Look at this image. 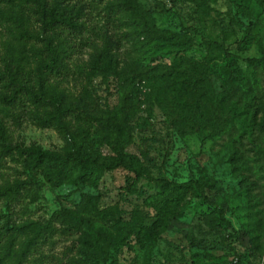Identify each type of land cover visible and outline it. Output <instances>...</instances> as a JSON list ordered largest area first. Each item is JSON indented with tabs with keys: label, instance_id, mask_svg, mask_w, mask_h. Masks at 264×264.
<instances>
[{
	"label": "rangeland",
	"instance_id": "obj_1",
	"mask_svg": "<svg viewBox=\"0 0 264 264\" xmlns=\"http://www.w3.org/2000/svg\"><path fill=\"white\" fill-rule=\"evenodd\" d=\"M139 2L157 27L185 32L196 40V45L187 52L156 43L139 47L122 40L118 74L110 76L108 83L101 77L95 79V98L102 107L117 105L124 92L130 93L135 101L126 120V156L134 159L139 172L125 168L107 172L97 188L73 184L54 187L40 177L42 184L36 202L24 191L12 210L0 201V226L7 220L12 226L35 220L44 223L62 206L74 208L82 193L99 195V208H116L117 216L128 218L134 209L152 214L145 201L147 195L157 190L152 178L177 182L195 179L205 184L206 194L214 205L193 198L185 214L172 220L156 240L144 245L132 240L111 247L107 250L110 259L106 264H264V123L259 109L264 104V72L257 73L260 85L256 90L238 95L229 103L228 109L234 112L231 134L206 139L204 146L202 140L208 131L180 134L164 115L152 85L140 80L138 74L160 64L179 65L182 57H188L206 64L217 89L222 90L229 60L234 66L244 68L242 58L262 55L264 10L259 0H209L207 6L193 0ZM70 4L80 6L78 0H71ZM83 4L87 10L88 5ZM0 7L6 10L8 5L0 3ZM89 12L83 17L89 23L85 39L90 36L99 43L102 40L97 36L106 28L115 35L125 30L116 23L107 24L102 10L89 9ZM22 16L35 26L30 9L14 4L13 17L21 21ZM250 24L255 26L248 36ZM11 26V22L0 18L2 38H10ZM30 47L31 43L23 48L28 55H31ZM224 49L233 52L234 58L229 59ZM91 51L90 45L83 46L76 54L79 64L89 58ZM68 85L75 91L81 87L74 80ZM174 97L186 101L193 95L177 87L164 94L166 101ZM27 109L36 111L29 106ZM27 109L0 103V118L14 143L34 144L47 150H63L73 145L75 140L69 134L54 126L38 125ZM93 130L94 149L103 155L116 156L105 134L95 131V126ZM28 177L24 165L9 158L0 169V185ZM85 216L89 223L84 229L93 239L110 233L117 217ZM73 245L74 251L66 255L67 248ZM83 246L80 234L55 236L53 242L42 246L22 264H70L72 257L82 256ZM41 255L48 257L40 260Z\"/></svg>",
	"mask_w": 264,
	"mask_h": 264
},
{
	"label": "trees",
	"instance_id": "obj_2",
	"mask_svg": "<svg viewBox=\"0 0 264 264\" xmlns=\"http://www.w3.org/2000/svg\"><path fill=\"white\" fill-rule=\"evenodd\" d=\"M71 0H0L8 5L0 7V18L12 23L8 28L10 38H2L0 31V103L27 109L37 124L54 126L69 134L75 141L70 148L47 150L38 145L25 146L14 143L7 126L0 118V169L8 158L22 163L28 172V179H15L0 185V201L9 210L21 201L23 191L36 202L42 182L40 177L54 187L64 184L99 187L107 172L125 168L139 172L134 159L126 156V120L128 112L135 106L132 95L124 92L114 107H102L95 98L94 82L98 77L108 83L121 66V41L147 46L152 43L189 51L196 40L188 33L165 30L157 27L139 0H78L79 7ZM199 5H208L209 0H193ZM84 2L88 9H84ZM30 9L35 26L22 16L21 21L13 17V5ZM264 10V0H259ZM90 10L104 12L107 24H118L125 28L120 35L110 33L106 28L97 36L99 43L90 36L84 38L89 29L84 16ZM88 14V15H87ZM254 24L248 25L251 36ZM31 43V55L24 47ZM90 45L92 51L87 60L80 64L76 54L83 46ZM229 59L234 53L224 49ZM31 56V57H30ZM241 59V58H240ZM244 68L234 66L229 60L225 65L227 77L222 90H218L210 75L209 67L202 62L182 57L179 65L160 64L153 69L139 71L140 80L151 84L164 115L180 134L208 131L202 140L231 134L234 128L233 111L229 103L238 95L250 94L260 85L258 71L264 72V48L260 57L241 59ZM71 80L80 84V90L69 88ZM189 90L193 98L186 101L173 98L166 101L164 94L170 89ZM260 110L263 112L264 104ZM102 131L116 156L100 154L94 149L92 135ZM157 190L147 195L145 201L153 213L143 214L134 209L129 217L117 216L118 209H100V197L82 193L74 208L62 206L46 222L27 221L11 225L9 220L0 226V264H22L42 246L53 242L55 236L80 234L84 244L80 257H72L70 264H106L110 259L109 248L134 241L139 245L156 240L172 220L183 216L193 198H200L214 205L206 194L205 184L189 179L177 182L166 178H152ZM74 192V191H73ZM90 217L115 218L112 231L104 238H91L84 226ZM66 255L74 251V245L67 248ZM48 255H41L47 258Z\"/></svg>",
	"mask_w": 264,
	"mask_h": 264
}]
</instances>
